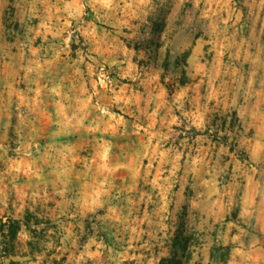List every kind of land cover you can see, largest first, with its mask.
Segmentation results:
<instances>
[{
    "label": "rangeland",
    "instance_id": "374dc122",
    "mask_svg": "<svg viewBox=\"0 0 264 264\" xmlns=\"http://www.w3.org/2000/svg\"><path fill=\"white\" fill-rule=\"evenodd\" d=\"M253 195L264 0H0V264H264Z\"/></svg>",
    "mask_w": 264,
    "mask_h": 264
},
{
    "label": "trees",
    "instance_id": "16d2710c",
    "mask_svg": "<svg viewBox=\"0 0 264 264\" xmlns=\"http://www.w3.org/2000/svg\"><path fill=\"white\" fill-rule=\"evenodd\" d=\"M21 230V226L18 222L14 223H2L1 225V235L3 244L5 245V249L8 251V245L13 243L19 231ZM219 255L214 252L211 256V261L208 264H228L229 262V247L220 246L215 249ZM160 264H184L181 260L177 259L176 254L169 258H163Z\"/></svg>",
    "mask_w": 264,
    "mask_h": 264
},
{
    "label": "crops",
    "instance_id": "0c3cea01",
    "mask_svg": "<svg viewBox=\"0 0 264 264\" xmlns=\"http://www.w3.org/2000/svg\"><path fill=\"white\" fill-rule=\"evenodd\" d=\"M245 203L249 206L246 211L250 215H258L260 213H264V196L253 195L248 196L245 199ZM261 248H254L252 244L247 248V250L243 251L242 258L239 263L236 262L237 257L235 256V260H233V264H259V258H257V254L259 255Z\"/></svg>",
    "mask_w": 264,
    "mask_h": 264
}]
</instances>
